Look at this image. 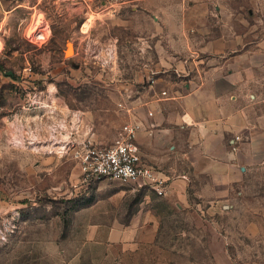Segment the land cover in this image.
<instances>
[{
	"label": "rangeland",
	"instance_id": "rangeland-1",
	"mask_svg": "<svg viewBox=\"0 0 264 264\" xmlns=\"http://www.w3.org/2000/svg\"><path fill=\"white\" fill-rule=\"evenodd\" d=\"M152 1L0 0V264H264V170L215 205L82 183L75 150L114 142L127 95L152 78L185 80L181 13ZM161 3L183 7L186 36L243 37L236 55L258 53L264 67V0ZM208 64L195 54L183 66L192 75ZM128 225L155 236L126 250L104 241Z\"/></svg>",
	"mask_w": 264,
	"mask_h": 264
},
{
	"label": "crops",
	"instance_id": "crops-1",
	"mask_svg": "<svg viewBox=\"0 0 264 264\" xmlns=\"http://www.w3.org/2000/svg\"><path fill=\"white\" fill-rule=\"evenodd\" d=\"M163 1L149 4L153 11L162 7L181 13L176 31L182 33L179 52L187 56L176 72L185 80L152 78L135 97L129 93L127 123L141 124L142 158L168 180L165 197L180 204L189 203L190 194L213 205L229 201L237 183L264 170V67L256 66L258 53L236 55V43H243V37L214 38L206 31L186 36L183 7L161 6ZM194 44L199 45L192 49ZM195 54L210 65L191 75L183 65ZM236 137L240 140L234 149ZM155 232V226L128 225L112 229L104 241L126 250L135 242L151 241Z\"/></svg>",
	"mask_w": 264,
	"mask_h": 264
},
{
	"label": "built area",
	"instance_id": "built-area-1",
	"mask_svg": "<svg viewBox=\"0 0 264 264\" xmlns=\"http://www.w3.org/2000/svg\"><path fill=\"white\" fill-rule=\"evenodd\" d=\"M140 131V123L128 122L111 145L88 142L83 144L81 150H75L74 158L80 164L82 183L90 187L103 180L118 181L125 185L149 188L164 196L168 180L144 163L138 144ZM239 140L236 137L232 141L234 149Z\"/></svg>",
	"mask_w": 264,
	"mask_h": 264
},
{
	"label": "bare ground",
	"instance_id": "bare-ground-1",
	"mask_svg": "<svg viewBox=\"0 0 264 264\" xmlns=\"http://www.w3.org/2000/svg\"><path fill=\"white\" fill-rule=\"evenodd\" d=\"M69 46V45H68ZM73 53V46L70 44V46L68 47V51H67V55H71Z\"/></svg>",
	"mask_w": 264,
	"mask_h": 264
},
{
	"label": "water",
	"instance_id": "water-1",
	"mask_svg": "<svg viewBox=\"0 0 264 264\" xmlns=\"http://www.w3.org/2000/svg\"><path fill=\"white\" fill-rule=\"evenodd\" d=\"M69 46H70V44H69ZM69 46H68V47H69Z\"/></svg>",
	"mask_w": 264,
	"mask_h": 264
}]
</instances>
